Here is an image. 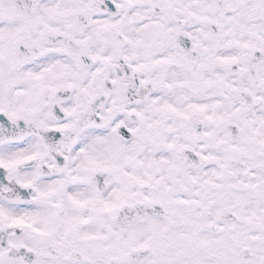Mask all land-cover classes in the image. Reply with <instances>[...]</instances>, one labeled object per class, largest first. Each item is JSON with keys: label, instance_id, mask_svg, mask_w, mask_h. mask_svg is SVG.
Here are the masks:
<instances>
[{"label": "snow or ice", "instance_id": "snow-or-ice-1", "mask_svg": "<svg viewBox=\"0 0 264 264\" xmlns=\"http://www.w3.org/2000/svg\"><path fill=\"white\" fill-rule=\"evenodd\" d=\"M0 264H264V0H0Z\"/></svg>", "mask_w": 264, "mask_h": 264}]
</instances>
